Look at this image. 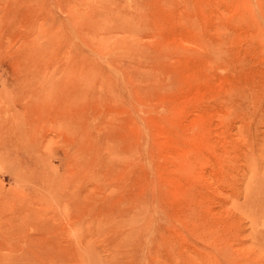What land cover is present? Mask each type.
<instances>
[{"label": "rangeland", "instance_id": "rangeland-1", "mask_svg": "<svg viewBox=\"0 0 264 264\" xmlns=\"http://www.w3.org/2000/svg\"><path fill=\"white\" fill-rule=\"evenodd\" d=\"M0 264H264V0H0Z\"/></svg>", "mask_w": 264, "mask_h": 264}]
</instances>
